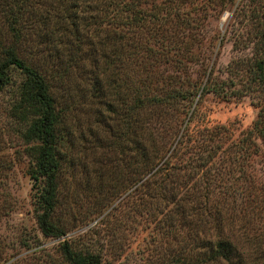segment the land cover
<instances>
[{"label":"trees","instance_id":"trees-1","mask_svg":"<svg viewBox=\"0 0 264 264\" xmlns=\"http://www.w3.org/2000/svg\"><path fill=\"white\" fill-rule=\"evenodd\" d=\"M176 3L158 16L149 11L151 0H0V91L12 71L22 76L9 113L22 127L31 158L37 227L43 236L64 234L50 220L60 178L65 171L73 175L78 164L86 172L63 125L74 106L70 92L79 88L71 82L81 77L96 104L95 127L86 130L92 141L81 136V152L92 142L97 163L105 151L127 153L126 162L112 166L107 190L124 180L123 197L139 193L143 219L157 234L170 231L171 247L165 240L160 244L166 248L158 245L166 252L164 263L264 264V237H254L250 225L259 190L243 171L255 139L264 138V102L238 137L224 124L197 117L204 94L264 98V0L250 10V55L226 65L225 78L205 67V79L202 69L201 79L188 75L190 64L202 63L190 58L178 36ZM28 42H34L33 64L18 56ZM82 57L87 68L81 67ZM93 168L102 182L98 165ZM252 188L256 196L249 195ZM106 192L97 189V202ZM58 250L67 264H101L98 252L73 250L66 239ZM9 260L0 264H13Z\"/></svg>","mask_w":264,"mask_h":264},{"label":"rangeland","instance_id":"rangeland-1","mask_svg":"<svg viewBox=\"0 0 264 264\" xmlns=\"http://www.w3.org/2000/svg\"><path fill=\"white\" fill-rule=\"evenodd\" d=\"M175 1L162 3V0H151L149 11L158 16L170 13ZM181 1L176 3L180 14L178 22L182 24L176 26L178 36L191 52L190 58L202 63V66L190 64L189 77L203 78L201 72L199 74L202 69L205 79L208 70L205 73V67L211 66L213 76L225 78L226 65L250 55L252 23L249 15L256 0ZM87 35L92 39V30ZM32 44L34 42L23 43L18 51V56L29 64H33L35 59ZM85 49V44H82V51ZM80 63L81 67L87 68V58L82 57ZM21 78L17 71H12L9 85L0 91V262L10 259L13 264H67L58 250L59 241L66 239L73 250L98 252L101 264H165L166 252L162 247H166L162 246L164 242H160L165 240V245L171 247L170 231L161 230L157 234L153 225L143 219L139 193L123 197L124 180L119 179L112 192L107 190L112 166L126 162L127 153L105 151L106 156L97 163L95 161L99 158L92 155V142L85 143L88 152H81L84 146L81 136L92 141L86 130L95 127L96 117V104L87 91L89 85L81 77L71 82L77 81L79 88L72 86L70 93L74 106L63 125L74 146L72 154L83 161L86 172L78 164L73 175L65 171L60 178L58 203L50 220L64 234L47 237L40 233L35 220L34 189L28 176L31 158L21 137L22 127L9 113ZM263 102L264 98L258 99L254 95L225 100L208 93L202 95L197 103V117L208 125L224 124L231 130L232 137H238L251 126ZM66 148L67 144L63 143L61 149ZM250 152L243 171L254 190H259L260 201L255 219L250 217L249 223L257 229H254V237H264V138H256ZM96 165L101 171L99 178L102 182L97 181L93 168ZM122 172L125 174V169ZM253 188L250 196L257 194ZM97 189L107 191L106 198L99 202L96 200ZM107 205L114 208L106 210ZM238 220L241 223L242 219Z\"/></svg>","mask_w":264,"mask_h":264}]
</instances>
